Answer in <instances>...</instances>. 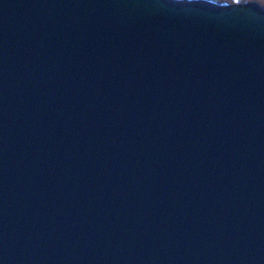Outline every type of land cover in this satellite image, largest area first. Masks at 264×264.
I'll return each mask as SVG.
<instances>
[{"label":"water","instance_id":"obj_1","mask_svg":"<svg viewBox=\"0 0 264 264\" xmlns=\"http://www.w3.org/2000/svg\"><path fill=\"white\" fill-rule=\"evenodd\" d=\"M0 264H264V7L0 0Z\"/></svg>","mask_w":264,"mask_h":264},{"label":"trees","instance_id":"obj_2","mask_svg":"<svg viewBox=\"0 0 264 264\" xmlns=\"http://www.w3.org/2000/svg\"><path fill=\"white\" fill-rule=\"evenodd\" d=\"M218 3H242L247 1H256L258 2L262 7H264V0H214Z\"/></svg>","mask_w":264,"mask_h":264}]
</instances>
